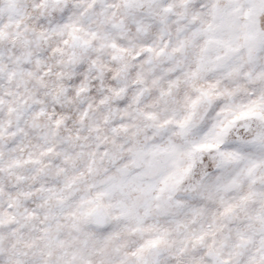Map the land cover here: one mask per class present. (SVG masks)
I'll use <instances>...</instances> for the list:
<instances>
[{"label":"clouds","instance_id":"clouds-1","mask_svg":"<svg viewBox=\"0 0 264 264\" xmlns=\"http://www.w3.org/2000/svg\"><path fill=\"white\" fill-rule=\"evenodd\" d=\"M0 264H264V0H0Z\"/></svg>","mask_w":264,"mask_h":264}]
</instances>
